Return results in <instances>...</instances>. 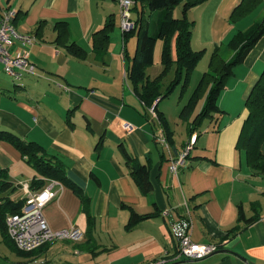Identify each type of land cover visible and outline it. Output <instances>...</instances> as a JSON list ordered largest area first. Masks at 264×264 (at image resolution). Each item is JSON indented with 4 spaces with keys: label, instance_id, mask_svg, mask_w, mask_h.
<instances>
[{
    "label": "crops",
    "instance_id": "crops-1",
    "mask_svg": "<svg viewBox=\"0 0 264 264\" xmlns=\"http://www.w3.org/2000/svg\"><path fill=\"white\" fill-rule=\"evenodd\" d=\"M241 2L207 0L189 9L187 16L194 21L192 47L206 48V53L190 77L192 90L186 101L208 69L214 47L264 16L262 0L251 14L232 22V13ZM6 8L17 11L14 23L20 31L37 35L30 48L37 67L34 73L15 80L0 64V130L38 142L61 158L69 180L80 191L51 179L33 189V179L41 175L12 143L0 140V167L8 169L16 186L10 197L23 200L24 205L28 197L24 184L39 193L51 187L57 195L42 210L50 227L76 226L84 232L80 240H56L29 254H18L19 262L148 264L165 256L168 264H264V175L255 173L237 149V137L248 115L246 101L264 70V36L236 67L220 96L218 102L226 111L216 115L221 117L220 124L206 121L196 131L188 164L173 172L171 162L190 140L179 116L186 102L159 101V109L175 130V146L167 149L158 140L163 131L156 118L128 79L131 60L125 56L118 0H0V15ZM182 9L183 4L178 5L174 15L181 17ZM156 13L145 10L151 19H156ZM110 15L115 27L102 54L94 48L93 34ZM57 22L67 23L59 43ZM72 42L86 50L84 58L69 52L66 45ZM136 42V36L129 37L131 56ZM162 47L159 40L155 64L147 68L151 78L164 69ZM171 54L176 58L175 42ZM175 69L163 78L164 87L174 78ZM125 122L132 124L130 131ZM129 160L148 165L149 191L136 182ZM240 207L246 217H259L252 223L240 222V230L228 238V230L238 224ZM133 209L153 215L129 226ZM180 218L190 222L193 241L217 243L223 251L196 260L179 257L171 223ZM0 240L9 248L1 231Z\"/></svg>",
    "mask_w": 264,
    "mask_h": 264
},
{
    "label": "trees",
    "instance_id": "trees-1",
    "mask_svg": "<svg viewBox=\"0 0 264 264\" xmlns=\"http://www.w3.org/2000/svg\"><path fill=\"white\" fill-rule=\"evenodd\" d=\"M204 2H207V0H135L133 11L137 16L135 19L136 27L133 30L124 32L125 56L131 60V64L127 69L128 79L150 114L151 108H154L156 111L158 115L156 122L163 130L170 149H173L175 146V130L165 113L159 109L158 104L159 101L170 96L179 85H182L181 94L183 95L191 80L190 77H192L198 66L197 64L200 63L206 53V48L200 50L193 49L192 34L194 21L190 20L187 16L190 8ZM261 3L262 0H242L232 13V22L236 23L251 14ZM180 4H183L182 16L176 17L174 11ZM146 9L151 12H157L156 19L146 16ZM113 18V15H110L104 27L93 34L94 48L99 53H105L108 47L111 33L115 27V20ZM57 28L58 37L56 42L59 43L62 39L63 28H67V23L57 22ZM132 35L137 37L136 51L133 56L127 51V42ZM263 36L264 16L248 29L236 31L226 43L214 47L208 69L203 73L198 85L180 111L179 116L186 123L187 132L190 137L194 132L201 131L206 121L212 122L213 120L215 124H220L221 117H217L216 115L226 113L218 102L220 96L224 88H226L228 80L235 75L236 67L245 61L250 51ZM159 40L163 41L162 53L160 54L164 69L160 75L151 78L148 75L147 68L155 64L154 52ZM173 42H175L176 58H173L171 54ZM66 46L69 52L75 56L82 58L86 56V50L77 42H72ZM174 66L176 68L175 76L164 87L163 78L166 77ZM260 75L259 80L252 87L246 101L248 115L243 125H241L239 137H237V149L244 154L247 164L255 173L264 175V153L262 151L264 143V70ZM158 99V103L155 104ZM202 100L203 103L198 112V105ZM0 140H7L12 143L21 152L22 157L41 175L33 179L31 184L33 189H39V187H42L47 182V179H51V181L58 180L67 183L80 193L78 187H75L69 180L67 167L63 160L49 153L38 142L24 139L6 130H0ZM128 159H131L129 155ZM131 164L132 167L130 168L136 178V182L141 186L142 190L149 191L151 183L150 179H148V165L141 164L140 162H131ZM9 176L8 169L0 167V231L3 241L9 247L17 250L20 255H25L29 254V252H24L17 248L8 233L7 216L20 212L24 202L23 200H13L10 197V193L16 189V186ZM85 209H87V205H85ZM243 212V209L240 207L238 224L228 230L226 234L228 238L232 233L240 230V222L252 223L259 217L258 214H254L248 218ZM151 215L153 214H140L133 209L128 225L133 226Z\"/></svg>",
    "mask_w": 264,
    "mask_h": 264
},
{
    "label": "built area",
    "instance_id": "built-area-1",
    "mask_svg": "<svg viewBox=\"0 0 264 264\" xmlns=\"http://www.w3.org/2000/svg\"><path fill=\"white\" fill-rule=\"evenodd\" d=\"M121 11L122 31H130L136 27L133 18V6L135 0H118ZM17 11L13 8H6L0 15V64L4 71L15 80L23 77L24 73H34L36 64L30 58V48L37 41V35L33 32H22L14 23ZM152 117L158 118L154 108L150 109ZM127 131L132 129V124L125 122ZM163 131V130H162ZM197 139V132H194L182 153L173 160L170 168L177 172L180 166L188 164V157ZM159 142L167 149L169 145L164 132L158 138ZM28 194L26 203L18 213L7 216V228L11 239L16 247L24 252H32L56 240H80L84 232L76 226L53 230L43 215V207L57 192L47 187L39 192H33L30 185L24 184ZM187 204V203H185ZM167 213V212H165ZM191 225L185 218L172 221L171 229L179 243V257L186 259L205 258L220 250L217 243H198L192 240ZM169 259L162 257L150 261L148 264H168Z\"/></svg>",
    "mask_w": 264,
    "mask_h": 264
},
{
    "label": "rangeland",
    "instance_id": "rangeland-1",
    "mask_svg": "<svg viewBox=\"0 0 264 264\" xmlns=\"http://www.w3.org/2000/svg\"><path fill=\"white\" fill-rule=\"evenodd\" d=\"M6 80H8V76L3 73L1 74ZM192 81L189 82L188 86L186 87L183 95L181 92V87L178 86L176 90H174V94H171L168 97H165L164 103H173L174 105L178 102L184 103L187 102L188 95L191 93L192 90ZM185 104V103H184ZM183 104V105H184ZM182 105V107H183ZM27 198L25 199L26 203ZM24 206V205H23ZM36 251V250H34ZM33 251V252H34ZM19 252L17 250H13L11 247L7 248L6 245L2 243V240H0V264H23L22 262H19L18 258Z\"/></svg>",
    "mask_w": 264,
    "mask_h": 264
},
{
    "label": "water",
    "instance_id": "water-1",
    "mask_svg": "<svg viewBox=\"0 0 264 264\" xmlns=\"http://www.w3.org/2000/svg\"><path fill=\"white\" fill-rule=\"evenodd\" d=\"M158 101H159V99L156 101V103H155V104H157V103H158ZM219 251H223V250H218L217 252H219Z\"/></svg>",
    "mask_w": 264,
    "mask_h": 264
}]
</instances>
